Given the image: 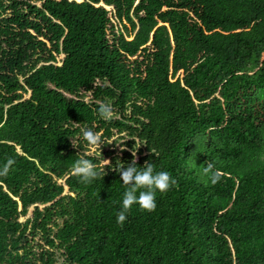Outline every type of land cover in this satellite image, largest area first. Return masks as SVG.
Returning <instances> with one entry per match:
<instances>
[{
  "label": "trees",
  "instance_id": "obj_1",
  "mask_svg": "<svg viewBox=\"0 0 264 264\" xmlns=\"http://www.w3.org/2000/svg\"><path fill=\"white\" fill-rule=\"evenodd\" d=\"M133 149L177 183L121 226ZM81 156L107 174L81 182ZM9 159L0 264H264V0H0Z\"/></svg>",
  "mask_w": 264,
  "mask_h": 264
},
{
  "label": "clouds",
  "instance_id": "obj_2",
  "mask_svg": "<svg viewBox=\"0 0 264 264\" xmlns=\"http://www.w3.org/2000/svg\"><path fill=\"white\" fill-rule=\"evenodd\" d=\"M99 115L105 121H111L114 118V109L107 103H100L98 106ZM83 139L89 146L90 153H95L101 149L103 140L101 135L92 131L91 129L83 130ZM74 147H77L75 142H72ZM133 160L126 167L118 169L123 185L126 187L122 201V210L117 214V223L121 226L127 219V213L130 212L133 204H138L139 207L147 212H152L156 209V193L165 194L173 186L176 185V180L166 171H156L150 162H146L143 167H137L136 149L132 150ZM15 163L14 160L9 159L7 163L0 170V176L7 175L11 166ZM111 164L110 160L104 159V168L102 171H97V165L90 159L83 156L79 157L73 164V174L76 175L81 182L91 183L93 180L103 178L107 173L105 168ZM117 171V169H113ZM203 173L208 176L211 183L216 184L220 178L221 173L214 170V165L208 163L203 168Z\"/></svg>",
  "mask_w": 264,
  "mask_h": 264
},
{
  "label": "rangeland",
  "instance_id": "obj_3",
  "mask_svg": "<svg viewBox=\"0 0 264 264\" xmlns=\"http://www.w3.org/2000/svg\"><path fill=\"white\" fill-rule=\"evenodd\" d=\"M127 139H124L122 137H118L117 135L113 136L110 140H108V143L112 146L111 148H116V150H122V149H128L127 146L124 144V142ZM90 152V149H89ZM101 152V149H98L95 153ZM104 163V161H103Z\"/></svg>",
  "mask_w": 264,
  "mask_h": 264
}]
</instances>
